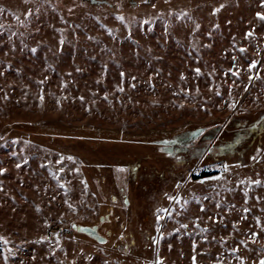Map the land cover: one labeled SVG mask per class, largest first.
Returning a JSON list of instances; mask_svg holds the SVG:
<instances>
[{"label": "rangeland", "instance_id": "obj_1", "mask_svg": "<svg viewBox=\"0 0 264 264\" xmlns=\"http://www.w3.org/2000/svg\"><path fill=\"white\" fill-rule=\"evenodd\" d=\"M257 13L264 0H0V264H261ZM201 129L196 150L165 148Z\"/></svg>", "mask_w": 264, "mask_h": 264}, {"label": "trees", "instance_id": "obj_2", "mask_svg": "<svg viewBox=\"0 0 264 264\" xmlns=\"http://www.w3.org/2000/svg\"><path fill=\"white\" fill-rule=\"evenodd\" d=\"M203 131V129L201 130H198L196 132H192L190 133V136L189 137H185L183 135L182 136H179V137H175L174 139H172L171 141H174L178 148H176V150H174L175 148L173 147H170V146H167L165 147L166 149L169 148L170 151H174L176 154H179V153H183L184 152H187L189 149H192L194 147V143H195V140L197 139V137H199L198 135L201 134V132ZM193 136V139H190V137ZM194 142V143H193ZM165 141H162L161 145H166ZM168 144V143H167ZM196 148V146L194 147V149ZM196 150V149H195ZM217 171H213V172H202V174L200 176H194V179H202V178H206L210 175H213V174H216Z\"/></svg>", "mask_w": 264, "mask_h": 264}, {"label": "water", "instance_id": "obj_3", "mask_svg": "<svg viewBox=\"0 0 264 264\" xmlns=\"http://www.w3.org/2000/svg\"><path fill=\"white\" fill-rule=\"evenodd\" d=\"M74 229H77L79 232L86 234L90 238L96 240L98 243H105L106 238L102 237L99 233L96 227L91 228V227H76L74 226Z\"/></svg>", "mask_w": 264, "mask_h": 264}, {"label": "snow or ice", "instance_id": "obj_4", "mask_svg": "<svg viewBox=\"0 0 264 264\" xmlns=\"http://www.w3.org/2000/svg\"><path fill=\"white\" fill-rule=\"evenodd\" d=\"M153 6H155V5H153ZM257 16H259L261 19H264V13H257ZM254 66H255V62H253V64L250 65V67H254ZM197 72H199V69H197ZM0 171H2V170H0ZM2 239H3V238L0 237V240H2ZM5 242H6V241H5ZM261 264H264V261H262Z\"/></svg>", "mask_w": 264, "mask_h": 264}]
</instances>
